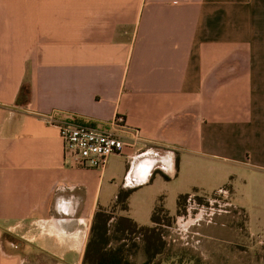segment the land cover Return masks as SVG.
Listing matches in <instances>:
<instances>
[{
    "label": "crops",
    "instance_id": "crops-1",
    "mask_svg": "<svg viewBox=\"0 0 264 264\" xmlns=\"http://www.w3.org/2000/svg\"><path fill=\"white\" fill-rule=\"evenodd\" d=\"M49 114L130 144L122 209L181 155L264 178V0H0V264H148Z\"/></svg>",
    "mask_w": 264,
    "mask_h": 264
},
{
    "label": "rangeland",
    "instance_id": "rangeland-1",
    "mask_svg": "<svg viewBox=\"0 0 264 264\" xmlns=\"http://www.w3.org/2000/svg\"><path fill=\"white\" fill-rule=\"evenodd\" d=\"M187 157L180 156L175 179L157 172L151 183L126 195L124 209L114 195L124 191L126 157L110 158L103 175L91 176L100 209L141 229L152 227L153 213L161 210L154 227L163 248L148 264H264V178Z\"/></svg>",
    "mask_w": 264,
    "mask_h": 264
},
{
    "label": "built area",
    "instance_id": "built-area-1",
    "mask_svg": "<svg viewBox=\"0 0 264 264\" xmlns=\"http://www.w3.org/2000/svg\"><path fill=\"white\" fill-rule=\"evenodd\" d=\"M48 122L59 129L66 160L74 165L104 170L111 156L122 155L130 144L117 130H101L73 121H59L52 114L46 115ZM123 117H115L113 126L124 127Z\"/></svg>",
    "mask_w": 264,
    "mask_h": 264
},
{
    "label": "trees",
    "instance_id": "trees-1",
    "mask_svg": "<svg viewBox=\"0 0 264 264\" xmlns=\"http://www.w3.org/2000/svg\"><path fill=\"white\" fill-rule=\"evenodd\" d=\"M28 91L23 89L21 91V98H25L26 95H28L27 93ZM184 200V198H181L180 201H179V204L181 203V201ZM161 210L160 209H157L155 210V212L153 213V216H152V221L155 223V224H158L159 223V216L161 214ZM148 233H147V236H148V242H149V246H154V248H156V250L153 252V256H151L152 258H154L155 256H157L158 254L161 253V250L157 247H159L161 244L160 243H156L155 241V238L157 236H159V234L157 233V230L155 227L153 228H146L145 229ZM156 236V237H155ZM160 237V236H159ZM163 248V247H162Z\"/></svg>",
    "mask_w": 264,
    "mask_h": 264
},
{
    "label": "water",
    "instance_id": "water-1",
    "mask_svg": "<svg viewBox=\"0 0 264 264\" xmlns=\"http://www.w3.org/2000/svg\"><path fill=\"white\" fill-rule=\"evenodd\" d=\"M152 168H153L152 165H150V166L148 167V169L146 170V175H145V176H148V175L150 174Z\"/></svg>",
    "mask_w": 264,
    "mask_h": 264
}]
</instances>
